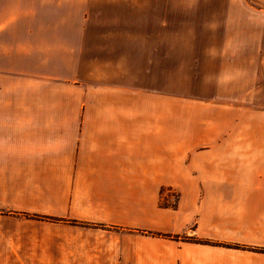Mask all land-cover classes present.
I'll return each mask as SVG.
<instances>
[{"label": "crops", "instance_id": "obj_1", "mask_svg": "<svg viewBox=\"0 0 264 264\" xmlns=\"http://www.w3.org/2000/svg\"><path fill=\"white\" fill-rule=\"evenodd\" d=\"M0 264H264V0H0Z\"/></svg>", "mask_w": 264, "mask_h": 264}, {"label": "rangeland", "instance_id": "obj_2", "mask_svg": "<svg viewBox=\"0 0 264 264\" xmlns=\"http://www.w3.org/2000/svg\"><path fill=\"white\" fill-rule=\"evenodd\" d=\"M165 65V76L160 77L158 70L156 73L151 69L149 76L151 86L164 85L167 87L168 91H173L174 89L184 88L188 89L191 86V72L190 63L167 61ZM147 77V76H146ZM168 96H172L168 94ZM177 202V196L172 193V197L168 198V203L171 206H175Z\"/></svg>", "mask_w": 264, "mask_h": 264}]
</instances>
